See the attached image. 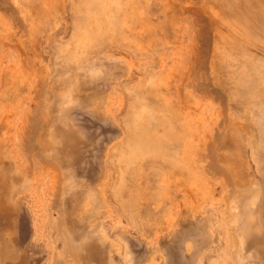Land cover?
<instances>
[{
  "label": "rangeland",
  "instance_id": "obj_1",
  "mask_svg": "<svg viewBox=\"0 0 264 264\" xmlns=\"http://www.w3.org/2000/svg\"><path fill=\"white\" fill-rule=\"evenodd\" d=\"M7 1L0 264H264V0Z\"/></svg>",
  "mask_w": 264,
  "mask_h": 264
},
{
  "label": "bare ground",
  "instance_id": "obj_2",
  "mask_svg": "<svg viewBox=\"0 0 264 264\" xmlns=\"http://www.w3.org/2000/svg\"><path fill=\"white\" fill-rule=\"evenodd\" d=\"M6 1L7 0H0V10H1V12H2V15L0 14V25L2 26V25H5L6 24V16H5V14L6 15H8L9 17H11V16H13V14L15 13V9H18V8H15L14 7V9H10V7H7V4H6ZM23 1V0H22ZM71 1V0H70ZM183 1H185V0H175V2L171 5V8L170 9H172V7H173V9L171 10L172 11V15L170 16V18H172V17H177L178 15H182V14H184V12H187L188 11V9H186V7L184 6V5H182V2ZM223 1V0H222ZM229 4H231L233 7H232V9H231V11L232 10H235V8L234 7H236V5H239V6H241L242 4H243V2H245V0H226ZM8 2V1H7ZM10 2V1H9ZM37 2V1H36ZM53 2V1H52ZM75 2V1H74ZM78 2V1H77ZM187 2V1H186ZM185 2V3H186ZM191 2V1H190ZM67 3V2H66ZM69 3V2H68ZM73 3V2H72ZM192 3H193V1H192ZM195 3V2H194ZM205 3V2H204ZM29 4V3H28ZM32 4V3H31ZM65 4V3H64ZM78 4V3H77ZM187 4V3H186ZM206 4V3H205ZM226 4V3H225ZM229 4H226V5H229ZM222 5V4H221ZM13 6V5H12ZM31 6V5H30ZM34 6V5H33ZM33 6H32V10H33ZM36 6V5H35ZM34 6V9H36V7ZM40 6V5H39ZM68 6V5H67ZM75 6V5H74ZM80 6V5H79ZM206 6V5H205ZM222 6H224V4L222 5ZM230 6V5H229ZM228 6V7H229ZM263 4L262 3H258V7H256V11H257V15H255V19H253L254 21H255V24H257V25H259L260 24V27H262L263 28V30H262V33H264V13H263V11H262V9H263ZM17 7V6H16ZM20 7V6H19ZM42 7V6H41ZM81 7V6H80ZM156 7V6H155ZM193 7H196V6H193ZM207 7V6H206ZM208 7H209V5H208ZM211 7V6H210ZM231 7V6H230ZM229 7V8H230ZM27 8H28V6H27ZM43 8V7H42ZM42 8H40V9H42ZM91 8V7H90ZM24 9V8H23ZM26 9V8H25ZM29 9V8H28ZM63 9H68V8H65V6H63ZM73 9V8H72ZM76 9V8H75ZM31 10V11H32ZM201 10V9H200ZM30 11V10H29ZM38 11V10H37ZM221 11V10H220ZM20 12V11H19ZM66 12V11H65ZM70 12V11H69ZM199 12V11H198ZM24 13V12H23ZM32 13V12H31ZM30 13V14H31ZM189 13V12H188ZM193 13V12H192ZM18 14V13H17ZM26 14V13H25ZM25 14H22L21 16H23V15H25ZM29 14V13H28ZM39 14H40V12H39ZM52 14V13H51ZM76 14V13H75ZM193 14H195V13H193ZM70 15V14H69ZM187 15V14H186ZM200 15V14H199ZM220 15H222L221 17H220ZM26 16V15H25ZM29 16V15H28ZM155 16H157V15H155ZM158 16H159V14H158ZM163 16L165 17V16H167L166 14H163ZM196 16L198 17V15L196 14ZM201 16H202V14H201ZM200 16V17H201ZM15 17V16H14ZM13 17V18H14ZM19 17V16H18ZM186 17H188V16H186ZM194 17V16H193ZM30 18V17H29ZM116 18H118V16H116ZM25 19V18H24ZM68 19V18H67ZM194 19V18H193ZM207 19V22L210 24V23H214V22H216V23H220V24H223L225 21L226 22H237V21H235V17L232 15H230L229 13L228 14H225L224 12H222L221 14L219 13V11H215V12H211L210 13V15H208V17L206 18ZM21 20V19H20ZM23 20V19H22ZM30 20V19H29ZM28 20V21H29ZM38 20V21H37ZM39 18H38V16H36L35 17V19H34V21L33 22H29L28 24H25V21H23L22 22V24L24 23V25H23V27H22V31L21 32H25L26 31V29L28 28V29H30L31 30V33L33 34V33H35L36 31H37V26H39L38 24L39 23H42L43 24V22H39ZM47 20V19H46ZM72 20V19H71ZM184 20V19H183ZM194 20H196V19H194ZM198 20V19H197ZM176 21V20H175ZM193 21V20H192ZM15 22V21H14ZM186 22V21H185ZM195 22V21H194ZM198 22V21H197ZM199 22H204V21H202V19H199ZM206 22V21H205ZM171 23H172V21H171ZM170 23V24H171ZM196 24V23H195ZM69 25V24H68ZM190 25V24H189ZM200 25H204V24H196V26L194 27L196 30H195V34H197L198 35V37L201 39V37H203L204 39H207L208 40V35H207V33H205L204 32V34L203 33H201L200 32V30H198L197 29V27H199ZM211 25H213V24H211ZM219 26V25H218ZM170 27H171V25H170ZM132 28V27H131ZM181 28V27H180ZM203 28H206V26L204 27L203 26ZM202 28V29H203ZM213 28V27H212ZM207 29V28H206ZM214 29V28H213ZM216 29V28H215ZM176 31V30H175ZM181 31V30H180ZM179 31V32H180ZM211 31V30H210ZM216 31V30H215ZM14 33V32H13ZM177 33V32H176ZM0 34H1V32H0ZM192 34H193V32H192ZM219 34H217V33H215L214 34V36H213V38L214 37H216V36H218ZM220 36V35H219ZM22 39H23V37H21ZM195 38V35H194V37H193V39ZM219 38V37H218ZM20 39V38H19ZM199 39V40H200ZM222 39V38H221ZM210 40V39H209ZM195 41V43L196 44H198L197 42H196V40H194ZM26 42V41H25ZM2 43H0V45H1ZM195 44V45H196ZM218 44V43H217ZM199 45V44H198ZM8 46H12V45H8ZM14 46V45H13ZM194 46V45H193ZM216 46V45H215ZM14 47H16L17 48V46L15 45ZM13 47V48H14ZM194 47H196V46H194ZM218 47H219V44H218ZM30 48V47H29ZM198 48H200V46L198 47ZM20 49V48H19ZM203 50H205L204 49V47L202 48ZM207 49V48H206ZM89 50H91V49H89ZM131 50H132V48H131ZM198 50V49H197ZM135 51H137V50H135ZM199 51V50H198ZM197 51V53H200L201 54V51H199L198 52ZM212 51V50H211ZM184 52H186V51H184ZM53 53V52H52ZM197 53H195L196 55H195V58L194 57H191L192 59H194V60H196V59H198L199 60V55H197ZM207 54V53H206ZM206 54H205V56H206ZM13 55V54H12ZM63 55H64V53H63ZM66 55H68V54H66ZM132 55V54H131ZM211 54L209 53V56H210ZM212 55H213V57H212V61L210 62L211 63V65L209 66L210 67V69H211V66H213V64L215 65V64H217V59L219 58V57H217L216 56V54L215 53H212ZM198 56V57H197ZM203 56V55H202ZM208 56V57H209ZM104 57V56H103ZM207 56H206V58H208ZM200 58H201V56H200ZM203 58H204V56H203ZM203 58H201V60H203ZM190 59V58H189ZM192 59H190V60H192ZM210 59H211V57H210ZM37 60V59H36ZM39 60V59H38ZM51 61V60H50ZM207 61H209V60H207ZM23 62V61H22ZM197 62V61H196ZM209 63V62H208ZM207 63V64H208ZM79 64V63H78ZM182 64V63H181ZM24 65H25V63H24ZM23 65V66H24ZM53 66V65H52ZM13 67V66H12ZM195 67H196V65H195ZM199 67V66H198ZM247 67V66H246ZM26 68H27V66H26ZM67 68V67H66ZM189 68V67H188ZM147 69V68H146ZM25 71H27L26 69H24ZM40 70V69H39ZM191 70V69H190ZM215 70V68H213L212 69V71H214ZM248 70V69H247ZM153 71V70H152ZM211 71V72H212ZM187 72V71H186ZM198 72V71H197ZM3 73H4V70H3ZM44 73V72H43ZM247 73V72H246ZM249 73V72H248ZM5 74V73H4ZM38 74V73H37ZM42 74V73H41ZM216 74V73H215ZM214 74V75H215ZM32 75V74H31ZM40 75V74H39ZM198 76V75H197ZM185 77V76H184ZM216 77V76H215ZM219 77H221V76H219ZM241 77V76H240ZM212 78H213V76H212ZM185 79V78H184ZM194 79H197V78H194ZM208 79V78H207ZM3 80V79H2ZM220 80V79H219ZM199 82V81H198ZM201 82V81H200ZM226 82H227V80H226ZM3 83V82H2ZM211 83V82H210ZM249 83H250V79H249ZM2 85V84H1ZM203 86V85H202ZM173 90V89H172ZM181 91V90H180ZM199 91V90H198ZM204 91V90H203ZM179 92V91H178ZM223 92V91H222ZM173 93V92H172ZM191 94V93H190ZM27 96V95H26ZM210 98V97H209ZM215 100V99H214ZM262 100V102L264 101V95H263V98L261 99ZM7 102V101H6ZM33 103V102H32ZM236 103V102H235ZM264 103V102H263ZM1 104V103H0ZM220 104V103H219ZM223 105V104H222ZM221 105V106H222ZM236 105H237V103H236ZM3 106V105H2ZM259 106V107H258ZM4 107V106H3ZM236 107V106H235ZM257 107H258V109H257V112L255 113V118H258L259 119V122H258V130H259V133H260V144L262 143V139L264 138V107L262 106V104H261V106L260 105H257ZM262 107V108H261ZM220 108V107H219ZM243 109V108H242ZM24 111V110H23ZM236 112V111H235ZM246 112V111H245ZM248 112V111H247ZM7 113V112H6ZM222 113V112H221ZM167 114V113H166ZM228 115V114H227ZM244 115V114H243ZM7 117V116H6ZM232 117V116H231ZM245 117V116H244ZM30 118V117H29ZM200 119V118H199ZM3 121V120H2ZM5 121V120H4ZM183 121V120H182ZM222 121V120H221ZM1 122V121H0ZM227 122V121H226ZM226 122H223L224 124L226 123ZM3 123V122H2ZM5 123V122H4ZM36 123V122H35ZM239 123V122H238ZM196 124H198V123H196ZM213 125V124H212ZM233 125V124H232ZM249 125V124H248ZM29 126V125H28ZM219 126V125H218ZM222 126H224V125H222ZM246 126V125H245ZM25 127V126H24ZM211 127V126H210ZM219 127H221V126H219ZM225 127V126H224ZM239 127V126H238ZM243 127H244V125H243ZM195 128H197V127H195ZM222 128V127H221ZM245 128V127H244ZM247 128V127H246ZM253 128V127H252ZM251 128V129H252ZM223 129V131L226 129V127L225 128H222ZM204 130V129H203ZM236 130V132H237V130L238 129H235ZM29 131V130H28ZM241 131H242V128H241ZM218 133H219V131H217ZM221 133V132H220ZM246 133H247V131H246ZM200 134V133H199ZM205 134H207V133H205ZM219 136H221L220 134H218ZM204 136V135H203ZM245 136V135H244ZM247 136V135H246ZM30 137H32L33 138V135H31ZM200 138H202V137H200ZM245 138V137H244ZM213 139V138H212ZM212 139H209V140H212ZM246 139V138H245ZM254 139H255V137H254ZM26 140V139H25ZM191 140V139H190ZM256 140V139H255ZM255 140H252V141H255ZM27 141V140H26ZM219 141V140H218ZM220 141H221V139H220ZM208 143H209V141H208ZM196 144V143H195ZM212 144V143H211ZM184 145V144H183ZM210 145V144H209ZM217 145V144H216ZM252 145H253V143H252ZM255 145V144H254ZM190 146V145H189ZM213 146V145H212ZM259 146V145H258ZM263 146V145H262ZM216 148V147H215ZM262 148H264V147H262ZM26 150V149H25ZM197 150V149H196ZM217 150V149H216ZM24 151V150H23ZM198 151V150H197ZM28 152V151H27ZM190 152V151H189ZM192 153V152H191ZM202 156H204V155H202ZM201 157V156H200ZM211 157V156H210ZM41 159V158H40ZM192 160V159H191ZM20 161V160H19ZM189 161V160H188ZM187 160H186V162H188ZM194 161V160H193ZM190 162V161H189ZM19 164V163H18ZM44 164V163H43ZM40 165L42 166V164L40 163ZM195 165V164H194ZM202 164H200V166H201ZM49 168V167H48ZM198 168V167H197ZM200 168V167H199ZM30 169V168H29ZM55 169V168H54ZM201 169V168H200ZM193 170V169H192ZM29 171V170H28ZM30 172V171H29ZM211 173V172H210ZM118 174V173H117ZM226 179V178H225ZM231 179V178H230ZM114 180V179H113ZM163 180V179H162ZM172 182V181H171ZM233 185V184H232ZM55 188H56V186H55ZM243 193V192H242ZM9 202V201H8ZM179 202V201H178ZM198 202V201H197ZM254 204V203H253ZM226 209V208H225ZM53 210V209H52ZM226 211V210H225ZM55 213V212H54ZM60 213V212H59ZM60 220V219H59ZM55 222V221H54ZM60 222V221H59ZM59 224V223H58ZM62 229V228H61ZM236 244V243H235ZM74 257V256H73ZM71 261V260H70ZM78 264V263H77Z\"/></svg>",
  "mask_w": 264,
  "mask_h": 264
}]
</instances>
